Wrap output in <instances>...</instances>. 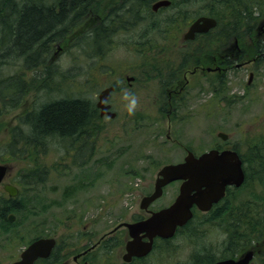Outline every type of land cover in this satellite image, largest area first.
I'll return each instance as SVG.
<instances>
[{
	"label": "rangeland",
	"instance_id": "rangeland-1",
	"mask_svg": "<svg viewBox=\"0 0 264 264\" xmlns=\"http://www.w3.org/2000/svg\"><path fill=\"white\" fill-rule=\"evenodd\" d=\"M210 1L215 0H196L188 5L191 18L187 24L199 15H215L217 11H211L210 3L204 6V3ZM255 1L259 3L261 0H231L234 5H227L226 13L219 12V15L215 16L220 25L209 35L222 36L221 43L228 42L230 36L235 35L234 37L242 39L247 52L252 51L254 35L257 34V27L264 22V18L254 20L255 14H252L254 18L248 15L240 20L239 16L243 4L252 5ZM219 5L222 4L219 2ZM110 6L112 2L107 5L108 10ZM176 12L178 11L173 6H169L156 13L151 12V18H148L147 12H142V18L134 25H129L126 19L128 23L125 25H128L120 26L123 29L118 28L116 24L111 35L112 46L101 60L103 65L98 58L86 57L83 53L86 49L84 38L90 35L89 29L82 30L81 24L76 25L64 38L68 41L66 45L63 43L48 47L46 65L26 73V79L32 78L34 83L22 105L11 114L0 117L1 157L3 153L9 154L5 147L10 138L8 129L16 125V117L22 109L35 111L46 103L69 96L92 99L93 94H98L113 82L117 83V90L110 99L116 118H102L98 136L94 138L95 143L88 138L78 142H84L86 145L83 149L86 162L84 166H74L68 158L71 155L73 140L59 136L40 141L39 144L36 142V146H44V153L38 155L37 159L34 157V161L42 165L50 164L53 170L51 169L48 180L44 183L42 196L37 195L33 202L29 203L18 200L17 205L22 210H42L38 215L29 217L36 222L33 231H40L42 227L43 231L51 230L52 234L59 238L60 244L68 245L69 251H80L81 246L89 239L94 243L117 224L128 223L133 215L141 213L138 209L139 201L142 196L153 190L157 171L163 165L180 162L186 155L185 149L200 153L217 144L236 146L243 155V161H246L244 169L249 168L247 162L253 158L260 161L261 168L256 162L257 168L254 167V171H245L251 181H245L241 189L226 197L228 213L218 218H210L207 215L195 218L192 233L177 234L169 243L159 246L157 252L146 259L144 264H191L195 257H203L213 251L217 258L223 249L216 246L222 239L220 232L237 219L232 217L237 215L238 207L249 205V210L254 213L255 218L264 220V56L250 85L246 84L245 73L242 87L229 84L224 98L213 91L211 100L204 104L184 105L179 108V112L187 116L168 121L163 116L168 106L164 104L162 97L161 81L163 73L170 66L165 62L167 60L172 63L173 58L177 60L180 57L176 51L181 48L189 49L193 45H181L179 40L188 25L177 37L175 30H172L171 36L165 40L156 26L149 30V24L151 20L164 27L168 15ZM248 29H251L249 33ZM149 42L157 44L158 48L148 52L144 47L138 46L149 45ZM167 43L173 46L168 47ZM162 47L166 50L163 51L164 61L163 52L159 51ZM152 63L155 70L151 69ZM20 65L22 64L17 61L2 67L0 80L23 71L20 70ZM92 65L96 68L91 75H87L84 68ZM47 73L49 82H43L42 76ZM241 75L243 76V73ZM127 76L134 77L130 87L124 81ZM125 88L140 98V107L134 116H128L122 110L120 97ZM208 94L210 95V92ZM208 94L203 95L204 99H210ZM5 125H8L7 128ZM217 132L229 135L227 141L222 142L217 138ZM166 135L169 140L165 138ZM92 144L93 148L90 147ZM0 162L11 163L9 165L15 162L11 166V175L14 177L16 172L23 173L31 167L28 165L31 160L27 159H0ZM177 188V184L166 187L163 196L153 207L166 206L172 202L177 195ZM30 192V189L25 190L23 199H31ZM233 210L234 214H231ZM28 224L23 222L22 228L25 229ZM125 240L126 235L123 233L108 236L95 251L100 264H123L121 256Z\"/></svg>",
	"mask_w": 264,
	"mask_h": 264
},
{
	"label": "flooded vegetation",
	"instance_id": "flooded-vegetation-1",
	"mask_svg": "<svg viewBox=\"0 0 264 264\" xmlns=\"http://www.w3.org/2000/svg\"><path fill=\"white\" fill-rule=\"evenodd\" d=\"M199 16H197L195 19H197ZM203 16L209 17L207 14H204ZM114 27L115 26L112 25V30ZM257 28L258 32H256L257 34L254 35L253 47L252 51L250 52H247L244 49L243 41L240 37H234L235 35L233 37L230 36L228 42L226 41L221 43L222 41L220 40L223 39L222 36H219L218 34L214 36L209 35L214 28H210L204 33H196L193 39L181 42V45L184 43H190L193 46L189 45V49L187 48L181 51L178 55L180 58L177 60L173 58L172 63H168L167 60L165 62V64H170V66L167 67V70L163 73L161 78V81L163 82L162 97L164 99V104L168 106L167 110L164 111L165 113L163 116H165L168 121H174L176 118H183L187 115L181 114L179 112V108L183 107L184 105L189 106L195 103L204 104L205 102H208V100L212 99L214 95L213 91L220 95V97L224 98V92L226 88H229V84H235V86L238 85L242 87L245 73L247 75L246 84L250 85L253 79L256 77V73L258 72L262 58L264 56V23H261ZM250 31L251 29H248L247 33ZM184 46L185 45H183V47ZM164 52L163 61L165 59ZM52 58L53 57H51L50 60H52ZM241 73H243V76ZM126 78H128V76L124 78V81ZM129 78H133L134 81V77ZM131 85L132 83H127L128 87ZM112 87L117 89V83L113 82ZM208 92H210V95ZM205 94H208V98L210 99H204ZM108 105L110 106L109 109L111 110L113 108L111 100ZM37 110H39V108ZM98 117L104 118V116L99 115V112ZM115 118L116 114L115 117L110 120H114ZM98 132L99 131L92 133V131H88L86 134L89 135L85 136L91 140L92 143H95L94 138L98 136ZM82 134H84V132ZM228 136L229 135L222 132L216 133V137L222 142H226ZM54 137H59V135L56 134ZM165 138L169 140L167 135ZM71 147V155L68 157L70 162H72L74 166H84L86 163L83 151V149L86 147L84 142H81V144H75L73 146L71 145ZM90 147L93 148V144ZM238 149L239 148L236 146L217 144L200 153H194L189 149H185V152L186 155L191 153L194 157H198L204 152L209 151H215L218 154L225 151L234 152L240 159L241 167L243 169V155L238 151ZM36 150L38 152L36 157L38 155L40 156L42 153H44V146H38L36 147ZM186 155L180 162L173 164L182 163ZM5 159H11L9 158V154L5 156ZM15 159L25 160L26 158L22 156V158H14V160ZM14 163L12 165H14ZM0 164L4 165L5 168L4 176L0 182V264H21L22 255L24 252L32 243L39 239L53 238L55 240L54 245L46 257H37L30 264H100V259L98 256H96L95 251L99 249L102 242L108 236H114L118 233H123L126 235L122 255L124 254L125 244L130 239V237L128 235L127 228L122 226V223L117 224V226L114 227L115 229L113 228L94 243L90 242L89 239L81 246L82 249L80 251H69V248L67 247L68 245L60 244L59 238L53 235L51 230L50 232H47L46 230L43 231L44 227H42L39 221L38 224L41 225V230L33 231V227H36V222H33V220L29 219V217L35 216V214L38 215V213H41L42 210H22L17 205L18 200L20 199L24 203H29L33 202L32 200L35 199L37 195H43L42 188L45 185L44 183L48 180L52 165H42L38 161H31L28 162V165L31 167L27 169L26 172H16L14 177L11 175V169L13 168L11 167L12 165H9L11 163ZM243 172L244 181L240 186H226L222 198H220L217 202L212 203L210 208L205 212L199 211L197 207L193 205L191 210L192 216L199 217L200 215H207L210 218H218L223 216L225 213H228L226 197L231 192L241 189L245 181H251V179L247 178V174H245L244 169ZM172 184H177V190L179 191L181 182L175 181L165 186L162 190V195L158 199L151 202L146 207V209L140 208L139 201L138 209L141 213L133 215L130 222L128 223L132 224L140 222L148 218L151 213L157 212L171 205L177 195L168 205L153 207L154 204L157 203V201L163 196L164 189ZM6 185L15 189V194L13 196H11L9 192L4 189ZM29 189L31 190L30 193H32L31 199H23L25 190ZM151 192L144 196L150 195ZM144 196H142L141 199ZM4 200L15 202V207H18L20 210H3ZM249 209V205H246L245 207H238L236 209L237 215L232 218L237 219H235L234 223L232 222L230 225L226 226L227 228L222 229L220 232L222 239L221 241L217 242L218 244H216V246L223 248L222 253L216 258L215 251L209 252L206 255L211 257L209 264H214L218 261L227 259H245L246 257L247 259L245 264H264V220L255 218L254 213L250 212ZM234 211L235 210H233L231 214H234ZM29 220H31L30 224H28ZM23 222L28 224L25 229L22 228ZM183 227L184 226L177 228L173 237L176 236L178 231ZM234 238L236 241L233 240ZM142 239L146 240L145 238ZM165 240L168 239H162L158 237L154 238L151 251L148 254L143 257H132L127 263L122 261L123 264H144L146 259L150 258L159 246L164 245L163 241Z\"/></svg>",
	"mask_w": 264,
	"mask_h": 264
},
{
	"label": "trees",
	"instance_id": "trees-1",
	"mask_svg": "<svg viewBox=\"0 0 264 264\" xmlns=\"http://www.w3.org/2000/svg\"><path fill=\"white\" fill-rule=\"evenodd\" d=\"M155 1L157 0H0V71L2 67L17 61L22 64L20 70H23L0 80V117L11 114L22 105L30 94L32 83H34L32 78L26 79V73L46 65L48 47L57 43L66 45L68 41L64 38L68 36L73 27L81 24L82 30L89 29L88 34L90 35L84 38L86 49L83 50V53L86 57L98 58L103 65L101 60L112 46V25L116 26L117 24L118 28L128 22L129 25H134L139 21L138 19L142 18L143 11L147 12L148 18H151L152 13L149 6ZM193 1L196 0H170V6H173L178 12L168 15L165 21L167 24L165 23L164 27H160L155 21L150 20L149 30L156 26L159 34L165 40H168L172 30H175L177 37L188 25L191 13L187 7ZM110 2H112V6L108 10L107 5ZM219 2L222 5H219ZM208 3L211 5V11H217L215 15H210L216 21L215 16L219 15V12L224 13L227 10V5H234L231 0H215L204 3V6ZM100 6L102 11H100ZM240 13V20L243 19V16L251 17L252 14H256L255 18L253 15L252 18L262 19L264 18V1L261 0L259 3L255 1L252 5L243 4ZM126 18L128 22L124 21ZM219 18L221 19V17ZM219 25L217 23V27ZM79 31L80 29L77 32ZM138 46L144 47L148 52L158 48L157 44H151V42L149 45ZM167 46L172 47L173 45L169 46L167 43ZM243 47L246 49L244 44ZM183 50L181 48L176 52L180 53ZM159 51L166 50L162 47ZM150 66L152 70H155L153 63ZM95 68L92 65L84 70L87 75H91ZM46 75L42 76L43 82H49L48 73ZM36 111L22 109L16 117V125L8 129L10 138L5 147L8 149L11 160L24 156L27 160L34 161V157L38 153L36 142L39 144L40 141L51 139L58 134L64 139L73 140L72 145L78 144L82 139H87L88 131L96 133L102 125V119L98 117L94 102L88 97L61 98L45 104ZM5 126L7 128L8 125ZM83 132L84 134H82ZM5 156L7 153H3L0 159L6 160ZM256 162L261 168L260 161L253 158L247 162L249 168H245V171L248 172L249 169L254 171L257 168ZM244 165H246V161ZM17 209L19 208L15 207V202L4 200L3 210L15 211ZM195 218L197 216H194L181 228L178 234L189 235L192 233ZM171 240L163 242L165 244ZM233 240L236 241L235 238ZM210 258L206 255L198 257L191 264H209Z\"/></svg>",
	"mask_w": 264,
	"mask_h": 264
},
{
	"label": "water",
	"instance_id": "water-1",
	"mask_svg": "<svg viewBox=\"0 0 264 264\" xmlns=\"http://www.w3.org/2000/svg\"><path fill=\"white\" fill-rule=\"evenodd\" d=\"M169 5V0H158L151 5V10L157 11ZM214 26V19L200 17L189 25L183 34V39L191 40L196 33L206 32ZM130 80V78L127 79V81ZM112 90V86H109L99 91V99L95 104L100 116H104V111L107 109L111 119L115 117V113L109 110V105H104L100 101L105 97L109 98ZM4 173L5 168L0 165V181ZM178 180L182 181L179 193L170 206L151 213L148 218L140 222L122 224L127 228L130 237L121 258L123 262L127 263L132 257H143L148 254L154 238L173 237L177 228L184 226L192 218L193 205L200 211H207L212 203L222 198L226 186L238 187L242 184L244 173L241 161L234 152L225 151L218 154L215 151H209L198 157L188 153L182 163L169 164L160 168L156 175L153 192L141 199L140 208L146 209L151 202L161 196L164 186ZM4 189L11 196L15 194V189L8 185ZM53 245L54 239L35 241L22 255L21 264H30L37 257H46ZM246 259L247 257L239 260L227 259L214 264H245Z\"/></svg>",
	"mask_w": 264,
	"mask_h": 264
},
{
	"label": "clouds",
	"instance_id": "clouds-1",
	"mask_svg": "<svg viewBox=\"0 0 264 264\" xmlns=\"http://www.w3.org/2000/svg\"><path fill=\"white\" fill-rule=\"evenodd\" d=\"M256 14L258 15L259 12L257 11ZM93 100H98L99 95L93 94L92 95ZM122 101V110L128 115V116H134L140 107V98L137 94L130 91L129 89L125 88L123 89L122 95L120 97ZM100 103L104 105H108L110 103V99L108 97H105L103 100L100 101ZM104 118L105 120H110V115L108 110L106 109L104 111Z\"/></svg>",
	"mask_w": 264,
	"mask_h": 264
},
{
	"label": "bare ground",
	"instance_id": "bare-ground-1",
	"mask_svg": "<svg viewBox=\"0 0 264 264\" xmlns=\"http://www.w3.org/2000/svg\"><path fill=\"white\" fill-rule=\"evenodd\" d=\"M144 2H145V1H144ZM144 2H143V3H144ZM131 6H132V4H131ZM134 6H135V5H134ZM136 6H137V5H136ZM150 7H151V6H150ZM132 8H133V7H132ZM138 8H139V7H138ZM142 10H144V9L142 8ZM142 10H138V11L140 12V11H142ZM143 12H144V11H143ZM79 15H80V14H79ZM205 16H206V15H205ZM207 16H208V15H207ZM137 17H138V16H137ZM209 17H210V16H209ZM138 18H139V17H138ZM126 19H127V18H126ZM126 19H125V20H126ZM125 20H124V21H125ZM217 21H218V20H217ZM107 23H108V22H107ZM217 23H218V22H217ZM129 24H130V23H129ZM152 24H153V23H152ZM123 25L125 26V24H123ZM127 25H128V24H127ZM127 25H126V26H127ZM150 25H151V24H150ZM104 26H105V25H104ZM130 27H131V26H130ZM168 27H170V26L168 25ZM119 28H120V27H119ZM128 28H129V27H128ZM120 29H123V28H120ZM139 29H140V28H139ZM146 31H147V30H146ZM56 41H57V40H56ZM58 41H59V40H58ZM76 47H77V46H76ZM211 50H212V49H211ZM90 60H91V59H90ZM91 61H92V60H91ZM91 64H92V63H91ZM93 65H94V64H93ZM52 67H54V66H52ZM49 69H50V68H49ZM91 70H92V69H91ZM61 73H62V72H61ZM61 76H62V75H61ZM55 77H57V76H55ZM80 79H81V78H80ZM60 80H61V79H60ZM69 83H70V82H69ZM58 85H59V84H58ZM64 94H65V93H64ZM63 99H64V98H63ZM67 99H68V97H67ZM226 102H227V101H226ZM211 111H212V110H211ZM128 125H129V124H128ZM97 129H98V128H97ZM127 129H128V128H127ZM128 132H129V131H128ZM118 134L120 135V133H118ZM130 134H131V133H130ZM114 135H115V133H114ZM124 135H125V134H124ZM96 155H97V154H96ZM97 158H98V157H97ZM241 158H242V157H241ZM95 161H97V160H95ZM52 170H53V169H52ZM167 246H168V244H167ZM164 247H165V246H164ZM164 247H163V248H164ZM174 247H175V246H174ZM177 248H178V247H177ZM170 249H171V248H170ZM156 252H157V251H156ZM156 252H155V253H156ZM151 253H152V252H151ZM194 256H195V255H194ZM195 258H196V257H195ZM149 260H150V259H149ZM149 264H150V263H149Z\"/></svg>",
	"mask_w": 264,
	"mask_h": 264
}]
</instances>
